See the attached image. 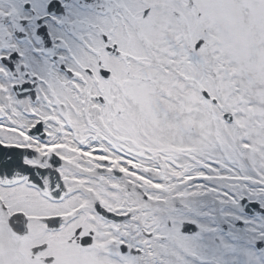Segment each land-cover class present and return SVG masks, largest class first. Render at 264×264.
I'll use <instances>...</instances> for the list:
<instances>
[{"label": "snow or ice", "instance_id": "1", "mask_svg": "<svg viewBox=\"0 0 264 264\" xmlns=\"http://www.w3.org/2000/svg\"><path fill=\"white\" fill-rule=\"evenodd\" d=\"M0 264H264V0H0Z\"/></svg>", "mask_w": 264, "mask_h": 264}]
</instances>
